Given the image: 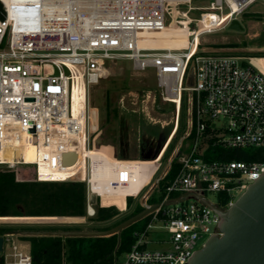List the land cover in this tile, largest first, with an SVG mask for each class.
Masks as SVG:
<instances>
[{
    "label": "built area",
    "instance_id": "built-area-1",
    "mask_svg": "<svg viewBox=\"0 0 264 264\" xmlns=\"http://www.w3.org/2000/svg\"><path fill=\"white\" fill-rule=\"evenodd\" d=\"M1 1L6 18L0 19V164L35 165L38 181L84 182L89 217L96 215L95 197L101 205H110L119 195L139 196L159 159L136 190L129 189L139 179L131 160L116 158L109 164V178L95 176L90 97L107 61L127 59L136 71L153 69L162 98L176 104L177 117L186 105L183 149L173 157L180 169L164 190L159 183L170 167L157 180L159 202L149 201L155 189L145 194V208L158 206L147 215L146 226L135 232L132 248L115 264H189L202 239L221 234L220 215L210 205L228 209L236 193L264 173V161L204 157L210 139L228 149L264 148V70L245 64V56L198 54V36L184 48L155 46L150 33L168 27V6L192 0ZM255 1L212 0L208 8L222 12L227 7L226 18L233 21ZM29 146L36 153L33 162L25 157ZM207 192H217L221 199L214 202ZM223 197L228 201L220 206ZM152 231L167 232L168 239L151 240ZM9 236H3L4 262L12 257L11 264H33L30 251L9 243ZM149 243L163 246L148 248Z\"/></svg>",
    "mask_w": 264,
    "mask_h": 264
},
{
    "label": "rangeland",
    "instance_id": "rangeland-1",
    "mask_svg": "<svg viewBox=\"0 0 264 264\" xmlns=\"http://www.w3.org/2000/svg\"><path fill=\"white\" fill-rule=\"evenodd\" d=\"M211 2L212 0H192L191 4L168 6L165 16V24L168 27L163 31L151 32V40L155 42V45L184 48L187 46L188 41L184 37L182 29L185 32L184 27L186 26L188 30L194 31V34L188 39L193 40V37L198 36V46L195 47V49H199L198 54L225 55L226 53H237L243 55L246 52L264 51V46H260L259 40L264 32V18L256 19L249 15L254 13L264 14V0H256L236 17L243 29L230 27L232 21H228V18H226V13L229 12L227 7H224L222 12L220 10H209L208 7ZM219 14L224 15V18L221 19ZM176 19L186 20L187 23L183 25L176 24L174 22ZM207 26L213 28L207 29ZM232 44L236 46H230ZM244 56L247 57L246 61L248 63L264 70V57ZM90 98L91 107L93 108V122L96 127L94 134L96 148L92 154L94 160L101 161L100 175L109 178L112 170L109 164L117 160L116 158H121L141 164L140 172L137 173L140 180L137 181L141 183L146 181L141 175L145 173L150 177L155 166L154 163L159 159L150 184L142 190L139 196H136L135 200L143 203L145 194L152 192L153 189H155L153 196L158 197L160 191L157 188V180L165 175L172 158L178 153L179 149H183L181 140L185 131L182 134H179V131L183 123H186L187 128V112L185 113L182 108L179 117H177L176 104L166 102L161 96L155 71L151 68L144 72L136 71L132 67V61L127 59L107 61L102 79L91 88ZM170 147L173 148L169 156L164 158ZM5 155L6 153L3 152L2 157L1 153L3 159L6 158ZM25 157L29 162L36 160V153L32 147H27ZM3 165L11 167L7 164ZM15 168L19 179H31L35 175V165L20 164ZM74 168H77V166ZM148 176H146L147 179ZM241 194L236 193L235 200ZM207 197L214 202L221 199L220 194L217 192H207ZM115 198L124 205L120 206L114 202L112 204L116 205L121 211H125L126 198ZM96 199L97 197L94 198L95 204ZM0 224H35L40 226L80 227V230H92L94 227L111 226L113 220L100 222L87 216H0ZM6 234H10L9 243L17 242L24 250L30 251V243L21 238L22 235H26L24 232L16 231ZM150 239L154 241L166 240L168 234L164 231H152ZM205 242L206 237L200 241L198 248H202ZM162 246L156 243L147 245L148 248H161ZM9 252L10 248L7 244L5 253ZM1 255H4V252H0ZM11 262L12 257H7L5 264H11Z\"/></svg>",
    "mask_w": 264,
    "mask_h": 264
},
{
    "label": "trees",
    "instance_id": "trees-1",
    "mask_svg": "<svg viewBox=\"0 0 264 264\" xmlns=\"http://www.w3.org/2000/svg\"><path fill=\"white\" fill-rule=\"evenodd\" d=\"M256 19L264 18V14H249ZM248 16V15H247ZM260 46H264V32L260 37ZM230 46H236L232 44ZM226 55L257 56L264 57V51L246 52L241 54L232 53ZM245 64H248L245 61ZM182 108L186 113V105ZM186 123L180 129L185 131ZM211 127L208 126V132ZM194 135V134H193ZM192 135V136H193ZM209 146L204 157L209 160L228 159L242 161H264V148L247 147L239 149H228L214 144L210 139ZM173 147L166 152L164 158L169 156ZM135 166L136 173L140 172L141 164L131 162ZM180 169L178 158H173L170 169L161 179L159 188L164 190L172 181ZM72 170H76L73 168ZM35 171V168H34ZM101 161L94 160V175H100ZM58 173V177H63ZM138 181H140L138 179ZM131 185L129 189H139L141 183ZM130 190V191H131ZM124 198L123 195L117 196ZM136 197H126V210L121 211L116 205H101L100 198L96 199V215L90 217L92 220L106 222L113 220L111 226L94 227V230L109 229L123 222L129 217L143 211L145 207L141 202H136ZM123 206L118 199L112 200ZM124 201V199H123ZM151 203H157L160 199L156 196L150 197ZM228 201L223 197L220 206ZM0 216H77L89 217L86 208V184L82 181H38L35 177L31 179H19L16 168L0 164ZM149 221V216L129 225L120 233L106 237H63V236H35L22 235V239L30 243V253L33 264H115L116 259L128 252L137 240L136 231L142 230ZM80 230V227H57L40 225H10L0 224V236L8 232L40 231V230ZM0 264H5L4 255L0 256Z\"/></svg>",
    "mask_w": 264,
    "mask_h": 264
},
{
    "label": "water",
    "instance_id": "water-1",
    "mask_svg": "<svg viewBox=\"0 0 264 264\" xmlns=\"http://www.w3.org/2000/svg\"><path fill=\"white\" fill-rule=\"evenodd\" d=\"M6 11L0 0V19ZM231 28L243 29L238 19ZM193 75L190 76V83ZM76 154H73V159ZM158 205L145 208L136 215L109 229L99 230H43L24 231L26 235L63 237H106L120 233L124 228L143 219ZM220 215V233H213L205 245L194 252L189 264H264V173L249 184L235 204L220 210L210 205ZM4 248V237L0 236V252Z\"/></svg>",
    "mask_w": 264,
    "mask_h": 264
},
{
    "label": "bare ground",
    "instance_id": "bare-ground-1",
    "mask_svg": "<svg viewBox=\"0 0 264 264\" xmlns=\"http://www.w3.org/2000/svg\"><path fill=\"white\" fill-rule=\"evenodd\" d=\"M3 1H7V2H10L11 0H3ZM236 5V4H235ZM20 14V13H19ZM183 23H187V21L185 20V21H183ZM208 28H212L211 26H207ZM166 29V28H165ZM164 29V30H165ZM184 29H185V32L183 31V29H182V32H183V34H184V37L187 39V41H189V39H188V35H189V31L190 30H188V28L185 26L184 27ZM160 31H163V30H160ZM155 46H166V47H173V46H170V45H155ZM2 157H3V152H2ZM142 176V178L144 177V179H147V177L146 176H148L147 174H145V173H143V175H141ZM148 178H149V176H148Z\"/></svg>",
    "mask_w": 264,
    "mask_h": 264
}]
</instances>
